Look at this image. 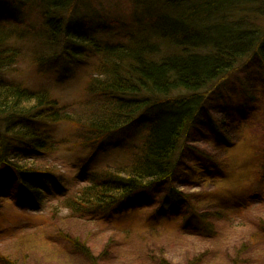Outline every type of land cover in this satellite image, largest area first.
I'll list each match as a JSON object with an SVG mask.
<instances>
[{
	"label": "trees",
	"instance_id": "trees-1",
	"mask_svg": "<svg viewBox=\"0 0 264 264\" xmlns=\"http://www.w3.org/2000/svg\"><path fill=\"white\" fill-rule=\"evenodd\" d=\"M145 1L0 0V70L26 58L39 76L54 72L64 82L79 74L87 77L83 96L71 104H61L43 85L0 78V168L11 170L17 196L26 194L44 204L52 219L63 209L70 217L149 210V200L138 195L175 176L183 144L192 133L193 141L204 139L199 126L211 95L255 57L264 71V0H147L141 15ZM125 10L131 11V20L113 16ZM95 18L109 32L105 40L95 37ZM250 107V102L242 103L230 113L246 121ZM63 123L70 126L67 135L59 133ZM69 143L90 156L111 148L120 155L73 186L56 173L55 164L49 166L60 144ZM208 163L204 157L193 168V178L202 177ZM191 204L172 185L148 220L173 222L182 229L193 223V230L202 226L206 237H214L209 214ZM259 225L264 235V221ZM59 227L55 223L52 229ZM65 237L96 264L86 242ZM6 259V264H18ZM234 263L244 260L237 256Z\"/></svg>",
	"mask_w": 264,
	"mask_h": 264
},
{
	"label": "rangeland",
	"instance_id": "rangeland-1",
	"mask_svg": "<svg viewBox=\"0 0 264 264\" xmlns=\"http://www.w3.org/2000/svg\"><path fill=\"white\" fill-rule=\"evenodd\" d=\"M12 2L8 0L9 4ZM145 2L139 8L141 15L146 14L149 1ZM111 7L112 3L110 12ZM131 15L130 10L113 14L121 21L131 20ZM109 16L112 17L111 13ZM77 17L83 19V14L77 12ZM100 21L93 19L92 25L98 30L95 37L105 40L109 32L100 29ZM31 47H25L28 54ZM0 78L31 87L43 85L61 104H71L82 97L87 81L84 74L65 82L59 81L54 72L39 76L26 58L12 69L0 70ZM246 102H250L252 114L249 120L239 121L230 113L231 109ZM202 120L199 128L206 135L193 141L192 133L187 138L180 153L181 168L175 176L150 193L138 195L149 200V210L113 212L108 217H101L102 213L70 217L63 209L52 219L44 204L32 202L26 194L17 196L11 170L5 165L1 167L0 264H6L9 257L18 264H92L65 236L86 242L95 252L96 264H235L237 256L244 260L242 264H264V235L257 230L259 222L264 221V185L258 182L264 162V71L257 57L211 95ZM69 129L68 124L59 125L61 134L67 135ZM55 155L57 159H51L49 166L55 164L54 170L64 181L79 186L82 176L117 161L120 154L118 148H111L90 156L82 147L69 143L60 144ZM203 156L209 159L207 172L193 178V168L201 164ZM172 185L190 197L191 207L197 212L209 214L208 220L216 231L214 237H206L202 226L193 230V223L182 229L174 227L173 222L165 225L148 220ZM261 203L263 206L259 207ZM219 216L224 217L219 220ZM55 223L60 226L59 231L52 229Z\"/></svg>",
	"mask_w": 264,
	"mask_h": 264
}]
</instances>
